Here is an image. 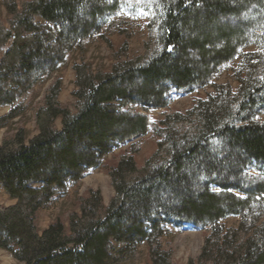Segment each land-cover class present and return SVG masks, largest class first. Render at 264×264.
<instances>
[{
	"label": "trees",
	"instance_id": "1",
	"mask_svg": "<svg viewBox=\"0 0 264 264\" xmlns=\"http://www.w3.org/2000/svg\"><path fill=\"white\" fill-rule=\"evenodd\" d=\"M8 27L0 19V184L17 200L0 205V249L24 264H123L145 243L151 263L176 264L162 247L170 225L209 228L202 255L188 264H264V57L250 53L247 74L234 95L227 86L162 125L193 123L194 131L171 136V154L138 173L136 141L148 134L144 110L166 108L173 90L190 92L211 83L242 48L264 45V0H160L151 25L159 49L148 61L93 72L75 64L73 108L60 102L58 81L35 112L31 140L11 123L27 109L35 86L66 63L81 42L102 33L120 0H5ZM62 120V129L56 126ZM158 132V131H157ZM159 134H161L159 132ZM132 147L109 176L115 195L100 191L80 200L79 212L41 231L39 213L69 183L99 169L120 145ZM162 147V142H158ZM158 154H156V157ZM257 165V175L248 167ZM213 186L218 191L213 190ZM239 216L237 228L221 222Z\"/></svg>",
	"mask_w": 264,
	"mask_h": 264
},
{
	"label": "rangeland",
	"instance_id": "2",
	"mask_svg": "<svg viewBox=\"0 0 264 264\" xmlns=\"http://www.w3.org/2000/svg\"><path fill=\"white\" fill-rule=\"evenodd\" d=\"M32 1V0H25ZM160 0H120V8L115 15L105 20L102 33L89 40L78 44L67 56L66 63L62 65L51 77L37 84L30 92L28 98H23L25 109L21 115L10 125L12 129L24 127L31 140L38 131L35 124V112L43 105L44 94L49 88L61 82L60 102L64 107L73 108L75 91V64H86L93 72L109 73L115 65L129 59L142 64L154 56L159 49L157 34L151 31V25L156 18ZM5 0H0V19L8 27L10 16L5 8ZM153 22V23H152ZM260 52L264 57V45H249L240 51V57L220 67L214 79L208 85L196 88L190 92L173 90L169 94V105L166 108L144 110L141 107H133L135 111L145 114L150 121V129L147 135L136 141L139 153L136 156L138 173L131 177L137 179L145 175V169L149 170L154 163L168 160L171 154L170 137L182 138L190 131H194L193 123L177 124L171 120V127L162 125L168 116L173 117L177 113L185 114L193 109L201 101H206L216 94V86H229L234 95L238 94L240 83L237 75L247 74L248 63L244 56ZM10 106L0 107V117L10 113ZM255 120L264 123V106L256 113ZM56 126L62 129V120H57ZM158 131V132H157ZM7 129H0V143ZM159 132L161 134H159ZM162 142V147H158ZM131 143L120 145L112 154L107 156L103 165L90 171L78 182L68 184L63 194L55 197L53 201L39 213V227L44 231L48 226L61 219L69 230V217L72 212H79L80 200L87 197L90 191H100L104 203L108 205L115 195L109 169L116 166L119 158L125 155ZM156 154L158 156L156 157ZM152 163L150 167L148 164ZM249 174L257 175V165L248 167ZM213 190L218 188L213 186ZM17 203V202H16ZM0 205L13 206V199L7 194L0 184ZM241 222L239 216H229L221 222L226 229L237 228ZM209 228L184 224L177 228L170 225L162 238V247L172 255L176 264H188L191 260L197 261L202 255ZM151 257L148 246L140 244L133 253L128 254L123 264H149ZM0 264H24L16 260L9 252L0 249Z\"/></svg>",
	"mask_w": 264,
	"mask_h": 264
},
{
	"label": "crops",
	"instance_id": "3",
	"mask_svg": "<svg viewBox=\"0 0 264 264\" xmlns=\"http://www.w3.org/2000/svg\"><path fill=\"white\" fill-rule=\"evenodd\" d=\"M13 201H14V203L16 204L17 200H13Z\"/></svg>",
	"mask_w": 264,
	"mask_h": 264
}]
</instances>
